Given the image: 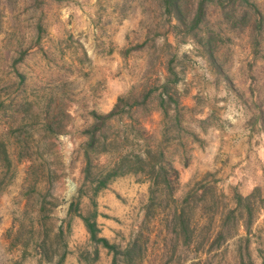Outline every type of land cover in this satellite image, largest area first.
I'll use <instances>...</instances> for the list:
<instances>
[{
    "label": "rangeland",
    "instance_id": "1",
    "mask_svg": "<svg viewBox=\"0 0 264 264\" xmlns=\"http://www.w3.org/2000/svg\"><path fill=\"white\" fill-rule=\"evenodd\" d=\"M188 2L182 25L164 0H0V264H264V0ZM119 95L146 105L97 119ZM157 142L172 191L144 171L97 188Z\"/></svg>",
    "mask_w": 264,
    "mask_h": 264
},
{
    "label": "trees",
    "instance_id": "2",
    "mask_svg": "<svg viewBox=\"0 0 264 264\" xmlns=\"http://www.w3.org/2000/svg\"><path fill=\"white\" fill-rule=\"evenodd\" d=\"M164 2H165L164 6L166 10L176 17L178 24L186 25L185 12L187 11V6H188L187 4L189 3L188 0H164ZM202 14H204V2L200 1L196 7V10L193 16L191 17L190 27H197ZM167 103L168 102L165 100L163 96H160V95L158 96L157 106L160 107L164 111V113L168 110V106L170 105V103L168 104ZM144 105H146L145 99L128 100V99H125L122 95H119L116 101L114 102L112 108L108 112L104 114L95 113V116H97V119L103 120L104 118L115 115L116 113L122 111L125 106L132 112L134 110H137L140 107H145ZM173 108L175 110H178V108H180L179 103L175 102ZM97 128H98V125L94 123L92 125V129H90L89 131L87 143H85L87 144L88 147L94 146L95 132ZM134 129H136L140 135L141 134L146 135L148 133V138L152 136V133L142 124L138 126H134ZM142 151L143 152L141 153L139 152V153L133 154L134 157L132 158L130 156L122 157L121 161L118 162L119 165L117 163L113 165L110 169H108L105 177L99 180V184L97 185V188L105 184L106 179L108 177H111L118 173H124L127 171H144L150 177L151 184L154 185V187H157L158 185L162 184L163 186L168 187L169 190L172 191V188H174L175 185H177L178 183V169L172 164L171 159L166 157L164 147L160 145L159 142H157L155 145L147 143L145 144V147L143 148ZM85 153L87 155V152ZM87 158H88L87 162L89 163L90 161L89 156ZM86 169H88V164L86 166ZM204 187L207 190V185H204ZM190 194H191V190L186 192V195H184L183 198L180 200V202H182V205L177 207L174 212L175 215L177 216V221L179 222L178 225L180 226L179 228H173V229L178 233L181 231L184 234L183 236H184L185 241H190L192 239L191 231L189 230V221H188V218L186 219L187 216H186L185 206H183V203L185 201L187 202L188 199L190 198L191 196ZM249 198H250V195L243 196L239 193H236L235 194L236 204L233 207L228 208L229 213L234 212L238 208V205H240L241 202H243V200L246 201ZM77 201H78V197L75 196L70 201V209L71 207H73L74 204L77 203ZM245 207L246 209H249L248 200H247ZM247 212H249L250 214V210H247ZM229 213H227V216H229ZM83 220L90 233V238L94 242L101 243L103 246L109 249H113L114 244L109 242L106 237L99 236L97 234V227H96V222L94 219L83 217ZM220 234H221V231L219 230L217 232L216 238H214L215 241L218 240V237ZM135 242L136 241L134 239V241L132 240L126 246L125 253H128L130 250H132ZM116 251L114 250V253H116ZM115 260H116V255L113 256L112 264H115Z\"/></svg>",
    "mask_w": 264,
    "mask_h": 264
}]
</instances>
